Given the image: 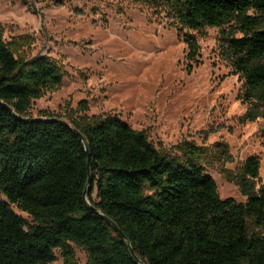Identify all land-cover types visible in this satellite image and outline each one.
<instances>
[{"label": "trees", "instance_id": "1", "mask_svg": "<svg viewBox=\"0 0 264 264\" xmlns=\"http://www.w3.org/2000/svg\"><path fill=\"white\" fill-rule=\"evenodd\" d=\"M161 4L186 31L189 62L198 53L189 32L220 31L242 79L243 118H264V0ZM2 34L0 24V264H51L55 251L63 264H76L72 246L84 250L87 264H264L256 157L228 178L241 203L219 198L203 169L210 153L193 142H181L171 155L115 117L30 118L31 101L61 84L59 67L42 56L27 59L20 52L25 38L5 43ZM217 147L224 155V145Z\"/></svg>", "mask_w": 264, "mask_h": 264}, {"label": "rangeland", "instance_id": "2", "mask_svg": "<svg viewBox=\"0 0 264 264\" xmlns=\"http://www.w3.org/2000/svg\"><path fill=\"white\" fill-rule=\"evenodd\" d=\"M0 24L5 43L24 37L22 55L59 67L61 84L31 101L28 117L64 123L115 117L171 155L181 142H193L210 153L203 169L220 199L245 202L228 178L239 176L248 157L259 160L264 184V118H243L242 79L218 29L189 32L198 46L189 62L186 31L175 26L161 0H0ZM91 197L96 201L95 192ZM72 248L76 264H87L84 250ZM55 257L51 264H63L58 251Z\"/></svg>", "mask_w": 264, "mask_h": 264}, {"label": "water", "instance_id": "3", "mask_svg": "<svg viewBox=\"0 0 264 264\" xmlns=\"http://www.w3.org/2000/svg\"><path fill=\"white\" fill-rule=\"evenodd\" d=\"M87 166H88V163H87ZM88 182H89V180H88ZM87 187L85 188V190L83 191V198H84V200L86 201V192H87ZM116 230H117V232L120 234V235H122L121 234V232H120V230L119 229H117L116 228V226L113 224V223H111L109 220H107ZM131 253H132V251H131ZM133 257L137 260V258H136V256H134L133 255ZM137 263L138 264H141L140 262H139V260H137Z\"/></svg>", "mask_w": 264, "mask_h": 264}]
</instances>
